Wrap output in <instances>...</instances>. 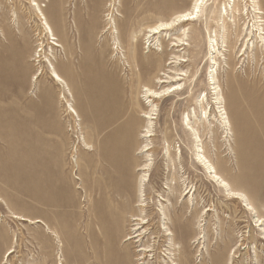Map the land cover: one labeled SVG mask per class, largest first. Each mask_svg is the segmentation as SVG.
I'll list each match as a JSON object with an SVG mask.
<instances>
[{"label": "rangeland", "instance_id": "374dc122", "mask_svg": "<svg viewBox=\"0 0 264 264\" xmlns=\"http://www.w3.org/2000/svg\"><path fill=\"white\" fill-rule=\"evenodd\" d=\"M194 1L0 0V264H264V0Z\"/></svg>", "mask_w": 264, "mask_h": 264}, {"label": "bare ground", "instance_id": "6f19581e", "mask_svg": "<svg viewBox=\"0 0 264 264\" xmlns=\"http://www.w3.org/2000/svg\"><path fill=\"white\" fill-rule=\"evenodd\" d=\"M202 4H203V0H195L193 5H192V7L190 9H187V10H185L183 12H180V13L176 14L172 20H169V21H166V22H161L159 24H156V25L150 27V29L148 30V34H147L148 41H150L151 38H153L155 34L159 35L160 40L163 37L166 38L168 36V33L165 32V30L168 31L169 29L174 28L175 25H179L178 21H186V20H190V19H193V18L197 17L198 14H199V11L201 10ZM34 5H37V7H38V9L40 11V14H41V19L44 21V30L46 32L45 34H48V35L51 36L50 38L54 40V41H52V43H54V45H61L57 41V37L53 33V29H52L51 25L47 21L46 17L43 15L40 5L38 3H35ZM259 8L261 10L259 9L256 13L264 14V8L263 7H259ZM255 25L257 26V28L259 30V36H260V39H261L260 41L262 42L261 46L264 47V17L263 16H256V24ZM164 33H166L165 36H162ZM184 44H186V42H184V38H181V37H178V39L175 42H173L174 46H180V45H184ZM211 46L214 48V50H216L215 49L216 47H215L214 44H212ZM214 50H211V53H213ZM161 51L163 52L162 48H161ZM181 61H184V59H181ZM170 63H171V61H170ZM51 73H52V77L54 79H56L57 81L64 82V78L61 76V74L58 72V70L54 67V65L51 68ZM179 74L180 75H184L183 72L179 73ZM158 80H159V82H166L167 78H163L162 77V78H159ZM168 81H171V80H168ZM213 84H215V83H213ZM180 88H181L180 86H177V84H174L171 87H169L167 91H175V90H178ZM214 88L217 90L218 86H215ZM146 91H147V93H148V95L150 97L157 98V97H161V95H162L163 91H165V89L163 91H156V90H153L151 88H147ZM216 94L219 95V93L217 91H216ZM217 99H219V98L217 97ZM218 103H222V102L218 101ZM70 108H72V107L70 106ZM71 111L73 113H75L76 115H78L77 110L75 108H72ZM153 114H155L154 109H152V112L145 113V115L143 117L147 118V119H152L153 118ZM150 122H151V120H150ZM152 134H153L152 130L150 128H148L146 130V133L144 134V136H151ZM197 139H198V137H197ZM197 147H199V146H197ZM149 148L150 147L148 146V144H146V145H144V148L142 150L143 151H145V150L148 151ZM169 152H170L169 148H167L166 154L169 155ZM197 156H198V158H199V160L201 162V165L204 166L206 169H209L211 171V173L214 176V181H216L218 183L219 187L225 188V190L227 191V194H228V196L230 198L244 199L245 201H247V204H246V205H248V208L246 206L247 210H250V211L252 210V212L253 211L256 212L255 207L251 204V202H248V200L245 199L246 195L243 192H241V191L234 190L231 187V185L227 182V180L225 178H223L221 175H219V173L217 172L215 167L211 163H209V160H207L205 155H203L201 153L200 149H199V152H198ZM147 166L146 167L144 166V168H148ZM145 176H147V174L143 176V179H145ZM191 191H192V189L188 191V188H186V190L184 191V194L186 193V195H187ZM165 216H166V214L163 215V219L166 218ZM17 217L20 218V219H24V217H22V216H18L17 215ZM257 219H258L257 221L259 223L258 225H262L264 223V218L263 217H258ZM36 221H39V219H37ZM162 228L167 230V234L168 235H171V230H170V228L168 226H166L165 222H164V226ZM263 230H264V228H263ZM261 233L262 234H261L260 238L264 239V232H261ZM126 237L129 238V237H133V236L132 235H127ZM13 251H14L13 248H9V250L7 251L5 256L7 257L9 254L13 253ZM138 251H148V248L141 246L138 249ZM224 255H225V252L222 253V258L224 257ZM263 259H264V257H263Z\"/></svg>", "mask_w": 264, "mask_h": 264}]
</instances>
